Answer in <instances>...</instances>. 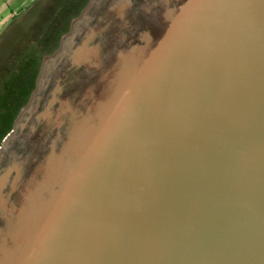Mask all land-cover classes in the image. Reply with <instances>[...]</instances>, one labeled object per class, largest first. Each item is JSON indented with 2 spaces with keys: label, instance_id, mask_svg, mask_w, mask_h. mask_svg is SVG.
Masks as SVG:
<instances>
[{
  "label": "water",
  "instance_id": "obj_1",
  "mask_svg": "<svg viewBox=\"0 0 264 264\" xmlns=\"http://www.w3.org/2000/svg\"><path fill=\"white\" fill-rule=\"evenodd\" d=\"M0 264H264V0H90L0 144Z\"/></svg>",
  "mask_w": 264,
  "mask_h": 264
},
{
  "label": "rangeland",
  "instance_id": "obj_2",
  "mask_svg": "<svg viewBox=\"0 0 264 264\" xmlns=\"http://www.w3.org/2000/svg\"><path fill=\"white\" fill-rule=\"evenodd\" d=\"M89 1L0 0L1 28L18 9L32 2L20 24L11 28L0 46V144L30 96L44 59L56 50ZM53 16L60 18L57 24H43ZM7 59L16 61L13 72L6 71L11 68Z\"/></svg>",
  "mask_w": 264,
  "mask_h": 264
},
{
  "label": "flooded vegetation",
  "instance_id": "obj_3",
  "mask_svg": "<svg viewBox=\"0 0 264 264\" xmlns=\"http://www.w3.org/2000/svg\"><path fill=\"white\" fill-rule=\"evenodd\" d=\"M32 3V2H31ZM31 3H29V4H27L26 6H23V7H21L20 9H18L17 11H16V13H14L13 14V16L10 18V20L8 21V23H6V26L3 28H1L0 29V46L4 43V41H5V37L7 36V33H9L10 32V30H11V28L13 27V26H17V25H19L20 24V22H21V20L23 19V16L25 15V13L27 12V10L29 9V8H31L32 6H30L31 5ZM35 3V2H34ZM33 3V4H34ZM49 19V18H48ZM47 18L45 19V21H42V22H44L43 24H47V23H49V24H57L58 22H59V20H60V18H56V17H52V18H50L49 20H48ZM41 20H43V19H41ZM33 41V40H32ZM24 57H26L25 56V54L23 55ZM6 59V58H5ZM7 62L8 63H10L11 64V68L10 69H7L6 71L8 72V71H14L15 70V68H16V61L15 60H13L12 62H11V60H8L7 59ZM5 71H3V73H4ZM8 88H9V86H8ZM7 103L8 104H10V102L9 101H7Z\"/></svg>",
  "mask_w": 264,
  "mask_h": 264
},
{
  "label": "trees",
  "instance_id": "obj_4",
  "mask_svg": "<svg viewBox=\"0 0 264 264\" xmlns=\"http://www.w3.org/2000/svg\"><path fill=\"white\" fill-rule=\"evenodd\" d=\"M59 47V46H58ZM57 47V48H58ZM56 48V49H57ZM37 78H38V76H37ZM35 87H36V83H35V85L33 86V90H32V92L34 91V89H35ZM32 92H31V94H32ZM31 94H30V96H31ZM30 96L27 98V100L25 101V103H24V105L23 106H25L27 103H28V101H29V99H30ZM20 112V111H19ZM19 114V113H18ZM18 116V115H17Z\"/></svg>",
  "mask_w": 264,
  "mask_h": 264
}]
</instances>
